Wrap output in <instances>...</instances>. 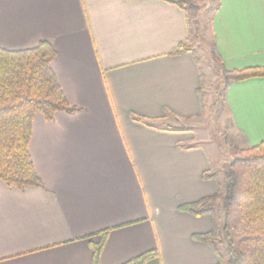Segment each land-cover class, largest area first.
Returning <instances> with one entry per match:
<instances>
[{
  "label": "crops",
  "instance_id": "1",
  "mask_svg": "<svg viewBox=\"0 0 264 264\" xmlns=\"http://www.w3.org/2000/svg\"><path fill=\"white\" fill-rule=\"evenodd\" d=\"M214 1L211 50L223 67H264V0ZM186 15L161 0H0V49L50 42L51 70L80 109L34 115L28 149L43 185L0 181V264H91L88 242L105 230L99 264L150 250L147 264H217L192 238L211 217L178 206L212 196L202 174L228 161L218 170L193 134L164 126L204 110L193 55H169L193 42ZM224 102L244 147L264 140V77L231 83Z\"/></svg>",
  "mask_w": 264,
  "mask_h": 264
},
{
  "label": "trees",
  "instance_id": "2",
  "mask_svg": "<svg viewBox=\"0 0 264 264\" xmlns=\"http://www.w3.org/2000/svg\"><path fill=\"white\" fill-rule=\"evenodd\" d=\"M161 1L183 11L191 22L192 0ZM196 48L194 42L180 43L169 55L191 53L198 65ZM210 53L224 83L223 100L231 83L264 77V67L229 71L214 50ZM54 58L55 51L48 41H41L24 51L0 49V181L8 187L22 190L43 185L28 149L34 115L40 113L51 121L56 112L72 114L80 111L67 101L57 83L50 67ZM199 76L197 92L202 103L205 75L200 69ZM131 119L152 127L140 117L131 115ZM227 152L229 161L221 173L205 172L201 177L214 183L215 193L180 205L178 211L195 217H211V231L192 238L211 246L217 264H264V140L251 147L235 145ZM107 235L105 230L97 235L96 241L89 240L91 264H99ZM222 243L226 248V260L218 250ZM157 257V250H150L123 264H147Z\"/></svg>",
  "mask_w": 264,
  "mask_h": 264
},
{
  "label": "rangeland",
  "instance_id": "3",
  "mask_svg": "<svg viewBox=\"0 0 264 264\" xmlns=\"http://www.w3.org/2000/svg\"><path fill=\"white\" fill-rule=\"evenodd\" d=\"M192 22L194 37L192 41L198 46L195 53L199 69L205 75L203 112L193 119L167 121L165 127L193 134L197 145L209 154L213 165L223 169V163L229 161L226 156L233 146L244 147L239 136L234 132L229 112L223 100L222 76L211 57L210 19L215 6L214 0H192ZM218 145L220 148H218ZM222 165V166H221ZM222 172V171H221ZM218 250L226 260L225 244H219Z\"/></svg>",
  "mask_w": 264,
  "mask_h": 264
}]
</instances>
